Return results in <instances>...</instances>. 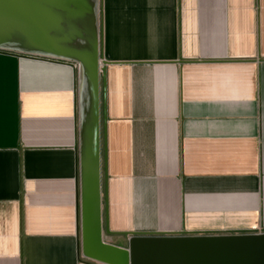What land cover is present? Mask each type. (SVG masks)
<instances>
[{"label": "crops", "instance_id": "obj_1", "mask_svg": "<svg viewBox=\"0 0 264 264\" xmlns=\"http://www.w3.org/2000/svg\"><path fill=\"white\" fill-rule=\"evenodd\" d=\"M79 7L59 45L74 54L0 51V264L263 231L264 0Z\"/></svg>", "mask_w": 264, "mask_h": 264}, {"label": "water", "instance_id": "obj_2", "mask_svg": "<svg viewBox=\"0 0 264 264\" xmlns=\"http://www.w3.org/2000/svg\"><path fill=\"white\" fill-rule=\"evenodd\" d=\"M76 6H81V0H0V13L19 21L31 33L26 38L16 30L15 35L23 42L2 43L0 51L31 54L53 50L64 55L74 54L60 49L59 45L69 40L63 20ZM126 253L127 264H264V230L136 234L129 237Z\"/></svg>", "mask_w": 264, "mask_h": 264}, {"label": "bare ground", "instance_id": "obj_3", "mask_svg": "<svg viewBox=\"0 0 264 264\" xmlns=\"http://www.w3.org/2000/svg\"><path fill=\"white\" fill-rule=\"evenodd\" d=\"M34 11L37 13L35 7ZM34 25H37V23ZM34 29L37 30V26H35ZM16 30L21 31L23 33V36H25L26 38H29L31 36V33L28 32V29H26L19 21L11 20L10 18L5 17V14L0 13V44H18L20 42H23V40L19 36L15 35ZM102 67L103 64L101 63L100 69H102Z\"/></svg>", "mask_w": 264, "mask_h": 264}, {"label": "rangeland", "instance_id": "obj_4", "mask_svg": "<svg viewBox=\"0 0 264 264\" xmlns=\"http://www.w3.org/2000/svg\"><path fill=\"white\" fill-rule=\"evenodd\" d=\"M102 62L100 61L99 62V67H98V69H99V72H101L102 70L100 69V64H101ZM227 232H230V231H227ZM234 232H238V231H234ZM240 232H253V231H240ZM258 232H260V231H258ZM221 233V232H220Z\"/></svg>", "mask_w": 264, "mask_h": 264}]
</instances>
